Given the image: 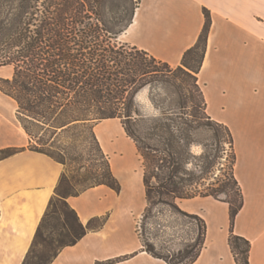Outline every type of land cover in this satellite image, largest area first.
<instances>
[{"label": "crops", "instance_id": "1", "mask_svg": "<svg viewBox=\"0 0 264 264\" xmlns=\"http://www.w3.org/2000/svg\"><path fill=\"white\" fill-rule=\"evenodd\" d=\"M204 9L211 24L196 75L207 113L231 131L243 205L231 227L227 202L212 196L177 200L206 224L203 247L191 264H235L231 231L249 240V264H264V0H137L118 39L178 65L198 39ZM93 132L120 187L99 184L66 198L83 224L104 220L62 247L50 264H167L144 249L138 231L147 202L135 142L117 117L97 122ZM5 148L18 150L0 158V264H21L63 165L29 148L16 102L0 90V149Z\"/></svg>", "mask_w": 264, "mask_h": 264}, {"label": "trees", "instance_id": "2", "mask_svg": "<svg viewBox=\"0 0 264 264\" xmlns=\"http://www.w3.org/2000/svg\"><path fill=\"white\" fill-rule=\"evenodd\" d=\"M121 1L125 2L0 0V66L12 67L10 77H0V90L16 102V118L29 137V148L52 158V153L42 147L47 143L51 147L58 135L79 126L93 128L105 118H119L141 158L147 204L155 202L157 197L156 201L178 208L176 199L212 196L228 203L232 227L243 205V193L234 175L233 138L227 125L207 113L196 75L206 48L210 13L204 9L205 21L197 41L183 53L180 64L173 69L148 51L118 39L131 22L136 6L122 15L119 12ZM175 71L192 79L199 100L195 99L191 111L183 105L176 113L163 112L159 118L151 120L145 136L137 135L128 125L137 121L132 109L134 96L147 84L171 83ZM178 86L183 88L182 84ZM186 101L185 95L183 103ZM203 125L222 127L230 139L234 160L231 186L202 190L199 188L201 174L187 168L190 157L197 158L189 150L193 141L189 130ZM92 137L105 157L106 172L88 187L105 184L118 191L119 183L93 129ZM17 150L0 149V158ZM66 184V177L61 174L21 264H50L62 247L75 243L87 229L102 225L104 218L99 217L83 224L66 200L88 187L72 193ZM218 191L225 196H220ZM194 215L201 222L198 249L190 257L184 256L186 261L182 260L183 256L173 261V257L157 254L143 244L144 249L167 264H191L203 247L206 231L205 221ZM228 244L235 264H249V240L231 231ZM38 245L42 250L37 252Z\"/></svg>", "mask_w": 264, "mask_h": 264}, {"label": "rangeland", "instance_id": "3", "mask_svg": "<svg viewBox=\"0 0 264 264\" xmlns=\"http://www.w3.org/2000/svg\"><path fill=\"white\" fill-rule=\"evenodd\" d=\"M112 1L116 3L118 0ZM124 1H121L123 4L119 12L127 15L137 0ZM171 67L174 69L176 65ZM11 73L12 67L0 66V77H10ZM171 76V83L147 84L134 96L132 109L135 110L133 117H136L137 121L129 122L128 125L137 135L145 136L151 120L159 118L163 112L176 113L183 105L191 111L195 99L199 100L192 79L178 71L173 72ZM178 84H182L183 88ZM184 94L187 96L185 103ZM92 129L90 125L70 129L58 135L51 147L48 143L42 147L52 153L54 158L62 161V174L66 177L67 189L72 193L92 185L106 172V160L92 137ZM189 133L193 139L189 150L197 158L190 157L187 168L196 169V174H201L199 188L212 191L218 187L231 186L233 147L226 131L216 125H203L189 130ZM207 162H210L209 167ZM196 164L202 167H197ZM151 183H154V179H151ZM218 194L225 196L220 191ZM156 200L157 197L155 202L147 204L139 219L137 227L142 242L157 254L173 257V261H177L176 258L180 256L186 261L184 256L190 257L198 249L197 233L201 230V222L192 213ZM40 250L42 246L38 245L36 251Z\"/></svg>", "mask_w": 264, "mask_h": 264}]
</instances>
